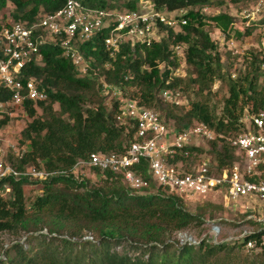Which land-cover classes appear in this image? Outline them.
<instances>
[{
  "label": "trees",
  "instance_id": "1",
  "mask_svg": "<svg viewBox=\"0 0 264 264\" xmlns=\"http://www.w3.org/2000/svg\"><path fill=\"white\" fill-rule=\"evenodd\" d=\"M9 1L14 6L10 19L31 23L39 14L60 8L66 0H0V11ZM154 1L158 8L187 9L183 15L186 23L180 31L163 27L167 38L150 45L126 42L114 57L104 50L99 39L82 43L80 49L90 58L91 76L80 75L55 42L40 45L41 62L31 61L23 69L25 77L40 81L47 98L24 102L23 110L30 120L21 129L19 140L28 146L16 164L21 168L33 165L58 171L44 181L26 177L3 179L11 189L6 196L0 194V233L8 232L15 237L24 233L27 246L18 238L7 247L0 241V264H264V224L248 220L255 224V229L237 240L213 242L204 237L198 243L179 244L170 240L174 233L204 220L202 213L186 208L183 197L155 187L151 181L149 188L137 192L124 184L121 173L109 170L103 171L104 180L99 185L92 184L88 177L79 178L71 173L73 165L90 153L122 154L137 139L135 120L117 117L121 98L110 95L107 100L102 93L101 77L139 105L155 111L166 110V117L161 118L167 122L168 116L174 117L173 125L178 130L197 122L213 129L216 137L207 141V149L200 145L186 146L182 152L168 157L171 163L187 164L210 150L211 154L205 156L217 164L218 170L223 169L236 159L228 140L244 128L240 121L244 103L249 102L253 112L264 110V86L258 84L264 57L252 55L249 68L236 78L230 74L224 77L217 43L205 29L210 20L223 33L228 34L232 28L240 37L249 35L252 26H246L244 32L232 27L234 16L228 12L204 15L201 8L212 0ZM80 2L93 8H138L137 0ZM260 22H264V17ZM3 23L7 22L0 20V28ZM177 43L185 44L186 64L191 67L187 73V66L183 78L172 73L180 65L172 48ZM94 68L98 69L97 74ZM217 77L226 79L228 93L220 116L215 115L214 106L210 107L204 96ZM182 83L196 86L197 97L182 115H177L172 110L176 106L164 101L159 92L170 88L183 93ZM9 96L10 92L0 87V100ZM8 119L4 115L0 126ZM134 168L150 180L146 159ZM261 170L264 176V166ZM92 171L98 173L99 169ZM29 181L40 182L42 191L26 202L23 185ZM248 240L254 242L252 249L260 251L250 256L232 254L234 249L246 248ZM122 241L140 248V254L113 249V244Z\"/></svg>",
  "mask_w": 264,
  "mask_h": 264
},
{
  "label": "built area",
  "instance_id": "2",
  "mask_svg": "<svg viewBox=\"0 0 264 264\" xmlns=\"http://www.w3.org/2000/svg\"><path fill=\"white\" fill-rule=\"evenodd\" d=\"M137 1L138 8L129 9L117 6L93 8L83 5L80 0H66L60 8L39 14L37 20L31 23L27 20L3 23L0 28V87L8 90L10 96L0 100V119L9 113L10 108H20L24 112L25 101L35 102L47 98V92L40 86V81L35 77H25L23 73L27 63L41 62L40 45L47 42L58 43L62 54L73 62L79 73L83 72L80 75L91 76L88 70L90 58H86L84 50L80 49L82 43L99 39L104 50L114 57L126 42L130 45H150L161 40L163 27L175 30L177 25L181 29V25L186 23L183 17L185 13L180 14L185 9L168 10L158 8L154 0ZM262 6L264 0H257L255 12L260 14ZM202 9L207 10L206 5ZM248 16L250 14L246 15ZM260 25L264 32V22ZM231 26L240 25L233 22ZM231 30L233 29L228 31ZM95 48L93 45L92 49ZM172 48L180 62L172 71L173 75L183 78L188 66L184 56L185 44L177 43ZM93 70L97 74L96 68ZM100 82L104 93L120 96L121 105L117 117L123 120L127 116L135 120L137 139L122 154L93 152L87 158L79 159L71 168L75 177L90 178L89 171L97 168V175L100 176H104V170L121 173L124 184L134 190L149 188L151 181L155 187L183 198L219 192L226 204L238 198L252 199L253 196L264 201V176L261 170L264 166V110L250 112L240 118L244 128L228 140L235 149L236 159L223 169L218 170L217 164L212 163L207 156H201L187 164L171 163L168 157H172L174 153L182 152L186 146L199 145L190 143L191 135H199L209 141L216 137L213 129L203 122H197L187 129L178 130L165 122L157 111L122 96L118 87H113L102 77ZM159 95L164 101L179 104L182 92L179 89L163 88ZM1 141L0 135L2 196H6L11 189L10 184L3 179L17 180L26 177L28 180L44 181L57 173L58 170H45L33 165L18 167L14 159L22 155L15 148L13 150V143L7 141L4 145ZM9 149H12V158L9 156ZM183 152L186 154L187 150ZM142 159L148 162L150 180L134 168ZM251 218L250 215L247 220L264 224V215L255 220ZM254 229H244L233 240L244 238ZM216 241L217 239L214 242ZM253 245L251 240L246 242V248Z\"/></svg>",
  "mask_w": 264,
  "mask_h": 264
},
{
  "label": "rangeland",
  "instance_id": "3",
  "mask_svg": "<svg viewBox=\"0 0 264 264\" xmlns=\"http://www.w3.org/2000/svg\"><path fill=\"white\" fill-rule=\"evenodd\" d=\"M220 1L222 2L220 3ZM13 7V3L9 1L7 5L1 9V22H8L11 20L10 16L13 11ZM206 7L207 10H203L201 8L202 13L206 16L215 15L220 12L231 13V15L234 16L233 22L240 25L236 28H239L242 32L245 31L246 26L253 27L252 32L249 35H242L239 37L234 30H231L228 34L223 33L222 31L219 32L216 29L217 27H215V24L210 20H207V24L205 25V29L209 31L211 38L217 43L220 54L221 72L223 73V76L226 77L230 74L232 78H236L240 72L249 68V62L251 61L252 55H257L260 59L264 57V32L260 25V19L264 17V6H262L260 14L255 12L257 0H212V3L206 5ZM182 9L185 10H183L180 14H184L187 11L186 8ZM247 14H250V16L246 17ZM174 31L178 32L180 31V28L175 25ZM161 36V39L167 38V31L163 30ZM105 66L108 67L109 64H106ZM96 70L98 71L97 68ZM190 70L191 67L188 66L187 73H189ZM261 71L262 74L258 78L259 87L264 86V64L261 66ZM178 73L182 74L181 72ZM181 86L183 93L180 98V103H173L176 107L172 108L173 112L177 115H182L190 107L191 101L197 97L195 92L196 86H193L192 84L185 86L184 83H182ZM102 93L106 94L103 91ZM227 94L226 79L223 77H217L211 85L210 92L204 94L205 98H208L210 107L214 106L215 115H221L223 99L227 96ZM106 95L107 100H109L110 95ZM54 106L57 108V104ZM158 110L161 112V117H166V110ZM158 110L157 112H159ZM253 111L252 105L249 102H245L241 117ZM6 115L9 116V119L4 125H2V127H0V135L2 137L1 143L4 145H6L7 141L13 143V150L15 148V150L19 151V154L23 156L28 143L22 144L20 142V132L30 119L20 108H10L9 113ZM168 117L167 123L173 125L174 117ZM233 133H235V131ZM233 133H231V135ZM189 141L191 144L199 143L200 147L203 149L208 148L207 140L201 138L199 135H191L189 137ZM205 154L210 155V150L203 153L202 156H205ZM12 155V149H9L10 158L14 157ZM199 157L200 156H197V159ZM18 159L19 158H15L14 160ZM89 175H91L90 181L92 184L99 185L101 184V180H104V176L97 175V172H93L92 170L89 171ZM41 188L42 184L40 182L29 181L24 183L23 189L26 202L32 200L35 195L40 193L42 191ZM135 191L142 192L140 190ZM184 199L186 208L194 213H202L204 220L201 223H193L189 228L174 233L173 238L171 237L170 240L175 239L179 244L185 243L186 241L189 243H198L200 239L204 237H207L208 240L213 242L216 239L220 242L232 241L233 239H236L244 229H254L256 227L254 223L248 222V216L251 215V219L255 220L256 218H261L264 215V201L259 200L254 196L252 199L238 198L236 201H231L229 204L225 203L222 194L219 192H212L204 196H185ZM215 225L218 226V228L214 229L213 227ZM25 237L26 235L24 233L19 235V237H15L8 232L0 233V241L4 247H7L16 238H18L22 243H25L27 246ZM113 249L120 253L125 251L130 255H137L141 252L140 248L132 247L124 241L113 244ZM259 251L260 249L256 247L253 249L241 248L239 251L234 249L232 254L238 253L242 256H244V254H248L250 256ZM145 256H147V253L144 254V257Z\"/></svg>",
  "mask_w": 264,
  "mask_h": 264
},
{
  "label": "crops",
  "instance_id": "4",
  "mask_svg": "<svg viewBox=\"0 0 264 264\" xmlns=\"http://www.w3.org/2000/svg\"><path fill=\"white\" fill-rule=\"evenodd\" d=\"M219 32L221 31L219 28H216Z\"/></svg>",
  "mask_w": 264,
  "mask_h": 264
}]
</instances>
